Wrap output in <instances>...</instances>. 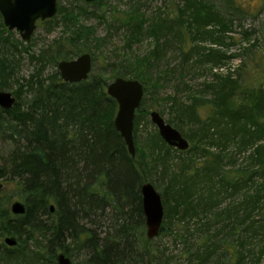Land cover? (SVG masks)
Masks as SVG:
<instances>
[{"label": "trees", "instance_id": "trees-1", "mask_svg": "<svg viewBox=\"0 0 264 264\" xmlns=\"http://www.w3.org/2000/svg\"><path fill=\"white\" fill-rule=\"evenodd\" d=\"M211 1L180 0L171 11L172 17L149 24L141 15L117 18L127 49L138 44L141 36L153 40L148 55L137 59L142 72L128 79L140 82L144 89L133 122V138L143 149L144 160L139 163L129 155L114 128L117 104L98 77L89 74L87 80L69 84L62 81L57 70L45 78L31 75L26 82V103L21 104L15 93L13 107L0 109V127L10 129L7 138L13 144L0 166V180L15 182L25 206L24 215L13 216L6 206L10 199L3 197V207L0 203V263L56 264L58 253L68 257L71 244L88 250L84 264L150 263L148 246L152 240L145 236L140 195V187L146 183L144 171L150 169L168 177L160 193L164 214L159 235L169 226L185 223L187 229L179 238L189 242L197 236V247L191 254L202 264L212 260L220 245L227 244L225 238L236 232L241 237L239 245L227 244L226 250L230 263L241 264L242 234L249 240L264 233V95L261 87L244 88L231 72L212 75L200 85L197 95L182 82L189 69L210 65L211 72L224 60L237 57L200 46H223L230 30L231 23L219 19L214 5L208 4ZM90 5L100 11L102 3L95 0ZM59 13L64 14V22L67 17L72 22L71 16L80 19L89 14L84 10L62 11L57 4L56 16ZM106 13L92 15L104 22ZM54 18L39 23L51 24ZM0 27L2 36L8 30L1 15ZM80 29L70 39L55 41L40 58L57 69L59 62L86 53L78 43L93 36L90 27ZM68 44L73 52L66 51ZM175 46L182 68L178 77L167 70L169 64L163 70L160 67L168 50ZM153 70L159 71L158 76ZM167 76L189 91L187 104L169 99L181 125L176 128L183 137L187 132L190 145L185 152L168 147L156 130L138 141L140 117L146 112L145 95H151L149 87L156 91L166 85ZM3 88L0 85V91ZM183 154L188 157L176 158ZM244 159L246 166L239 163ZM172 162L177 167L171 172ZM251 184L252 191L248 187ZM227 199L233 202L223 205ZM108 208L115 210V215L108 232L100 237L92 227ZM219 223L223 227L215 230ZM227 223H231L230 232ZM191 224L195 233L188 229ZM6 237H13L16 245L6 246ZM260 253H264V246Z\"/></svg>", "mask_w": 264, "mask_h": 264}, {"label": "rangeland", "instance_id": "rangeland-1", "mask_svg": "<svg viewBox=\"0 0 264 264\" xmlns=\"http://www.w3.org/2000/svg\"><path fill=\"white\" fill-rule=\"evenodd\" d=\"M179 1L97 0V3H102L100 11L99 9L97 11L94 9L95 7H92L90 3H85L84 0H58L57 4H59L62 11L70 9L76 13L84 10L89 14L84 17L80 13L82 15L80 19L71 16L73 19L72 22L67 16L68 20L64 22L63 19L65 16L63 13H59L51 24H40L38 21L29 42L22 41L19 33L15 30L3 32V35L0 36V85L4 87L3 92L11 93L14 98L15 93H17L20 97L21 104H25L29 99V89L26 88V82L30 81V76L34 75L35 77L41 76L45 78L57 70L40 58L43 51L59 39H70L83 26L90 27L91 35L93 36L88 41L82 40L78 43L79 49L83 47L86 49L83 52L91 56L90 76L100 78L107 85L117 78H124L126 80L134 78L137 73L142 72V66L138 65L137 59L148 55L153 47V40L149 37L141 36L138 44L127 49L124 44L125 32L123 28H120L121 23L118 22L117 18H123L126 14L135 15V18L138 17L136 15H141L144 22L146 20V24H149V21L151 22L155 19H165L167 16L172 17L173 13L171 11ZM208 4L214 5L215 11L222 22H226L227 25L230 22L231 25L229 32L225 34L226 40L223 46L215 48L208 43H203L200 46L206 49H219L226 57L233 55L237 57L231 60H224L221 65L214 68L211 72L209 70L210 65L196 67L192 70L189 69L188 72H185L182 82L191 89L194 95H197L198 91L201 90L200 85L212 79V75L224 76L226 73L231 72L234 77L239 79L244 88L252 90L261 87L264 95V58H262L264 57V0H212ZM234 6L240 7L241 9L236 10ZM102 11L107 12L104 22L99 21L92 15H99ZM109 24H111L110 27ZM247 34L248 36H246ZM65 49L69 52L74 51L73 46L69 44L66 45ZM168 51V54L165 56V61L159 65L161 70H163L169 64L167 70L170 69V73H174L176 76V74L178 75L179 72H182L180 55L176 46ZM75 58L77 57L67 60H73ZM157 73L159 74V71L155 72L153 70L155 77L158 76ZM167 77L169 81L166 85L162 84V87L156 90L157 92L155 90L152 91L151 87H149L151 95H145L146 104L144 108L146 112L144 113L145 116L140 117L142 122L137 132L139 136L138 141L141 137L152 135L154 130L157 131L149 118L152 111L157 112L166 123L170 121L171 123L169 125L176 130H178L176 126L181 127L171 108L173 102H169V99L177 98L181 103L187 104L189 102V91L183 87L181 82H176V80H172L169 76ZM205 99L201 98L200 100L203 101ZM9 130L5 125L0 127V166L3 165L5 155L12 150L13 144L7 138ZM186 134H184L185 139ZM134 146L135 160L139 163V160L144 159L143 149L137 144V138L134 139ZM244 156L246 157V153ZM180 157L187 158L188 156L183 154L176 158L179 159ZM245 161V159L243 162L240 160L239 163H243V166H246L247 162ZM175 164V162L170 163L171 172L176 170L177 166ZM142 170L144 171V169ZM144 173L146 183H150L160 194L162 188L168 182V177H164L160 170L155 172L146 169ZM255 182H259V179H255ZM248 187L252 191L254 184ZM244 192L247 191L245 190ZM5 196L10 199L6 204L8 209L14 201H20L19 192L13 180H0V203L2 207L3 197ZM5 201L7 200L5 199ZM232 202L227 199L223 205L228 206ZM114 215L115 210L108 208L104 212L103 217L95 219L96 223L92 227L95 234L103 237L104 233L108 232V226L111 225ZM230 224L227 223L228 228ZM186 227L185 223L182 225L174 224L168 227L170 229L153 239L152 243L148 246L151 261L149 264H198L199 261L197 258L191 254V251L197 247V236H192L189 242L179 238L187 229ZM194 227L193 224L189 225L188 229L191 233H195ZM222 227L223 224L219 223L215 227V230ZM231 229L232 226L228 232L232 231ZM233 233L236 234V232L230 233L225 240L227 244L236 247V245H239L241 237L237 234V236H233ZM225 234L223 233L222 235ZM246 236L247 234H242V241L244 242L242 253L244 257L241 264H264V253L262 255L260 253V249L264 246V233L262 232L261 235L249 240L246 239ZM222 238L224 236L220 237V239ZM2 240L3 238H0V243ZM218 241H216V244L219 243ZM227 244L225 247L220 245L213 259L202 262V264H233L234 261L230 263V252L226 250ZM68 246L70 247L67 254L71 263L84 264V258L88 255V250L81 246H75L74 244Z\"/></svg>", "mask_w": 264, "mask_h": 264}, {"label": "water", "instance_id": "water-1", "mask_svg": "<svg viewBox=\"0 0 264 264\" xmlns=\"http://www.w3.org/2000/svg\"><path fill=\"white\" fill-rule=\"evenodd\" d=\"M58 0H0V15L3 25L8 31H17L24 42H29L36 29V23L54 18L57 14ZM95 0H84L92 3ZM57 71L63 82L76 84L87 80L91 71V56L84 53L73 60H64L58 63ZM106 93L117 104V112L113 121L115 130L126 146L131 157H135L133 139V122L136 110L139 108L144 89L136 80L117 78L107 85ZM15 103V98L9 92L0 91V109L10 110ZM151 123L156 127L159 137L170 148L185 152L189 142L181 133L167 124L155 111L149 115ZM142 210L145 218V236L148 240L158 237L163 221V205L160 194L150 183L140 187ZM9 211L13 216L25 213V206L21 201H14ZM50 212L54 207L50 206ZM4 243L8 247L16 245L13 237H6ZM56 264H72L64 253H58ZM149 264V263H145Z\"/></svg>", "mask_w": 264, "mask_h": 264}]
</instances>
